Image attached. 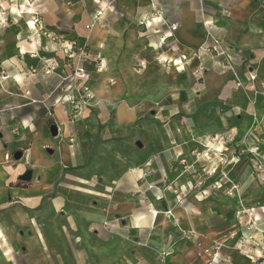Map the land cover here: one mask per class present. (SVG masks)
<instances>
[{
  "label": "crops",
  "instance_id": "0c3cea01",
  "mask_svg": "<svg viewBox=\"0 0 264 264\" xmlns=\"http://www.w3.org/2000/svg\"><path fill=\"white\" fill-rule=\"evenodd\" d=\"M252 145L264 153V0H0V264H203L228 205L214 181L260 187ZM261 198L245 206L264 230Z\"/></svg>",
  "mask_w": 264,
  "mask_h": 264
},
{
  "label": "built area",
  "instance_id": "2783aa9c",
  "mask_svg": "<svg viewBox=\"0 0 264 264\" xmlns=\"http://www.w3.org/2000/svg\"><path fill=\"white\" fill-rule=\"evenodd\" d=\"M103 10L98 9L95 13V18H98L102 15ZM35 26H33L34 28ZM206 32L209 34L208 45L205 50L216 56L221 57L224 60L225 65L231 71V75L235 81L236 87L240 89H244L245 86L251 84L256 80L255 74H248L245 79H243L234 69L233 64L231 62V56L222 44V42L217 39L215 36L211 35V26H204ZM177 26L172 24L170 26L171 33L176 30ZM77 44L75 42H70L69 46L65 50L66 58L71 59L73 56H76L74 52V48H76ZM79 57H88V53L85 52L82 48H79L78 51ZM48 73V72H47ZM71 77L76 80H85L87 79V73L81 68H74ZM5 78V77H4ZM80 93V91H77ZM66 102L73 106L74 108H78L81 106H85L87 101L83 98L82 95L69 96ZM245 153L251 156L252 161L254 163L255 172L259 179V182L264 188V153L260 149L259 145H252L250 147H246L244 150ZM184 163V161H181ZM215 169L211 170L209 174H213ZM226 179V176H224ZM229 184L227 191L228 196L232 197L234 195V191H237V185L226 179ZM221 185L216 184L213 187H220ZM237 204L241 207L240 218L238 221L237 227L228 231L221 236H218L214 240L211 241L209 246L203 248L199 254V258L203 262V264H226L227 258L221 257L222 251L224 249H231L238 252L241 256L247 259V262L244 264H264V230L259 229L258 222L259 218L255 214V209L253 207L243 206L241 201H238ZM258 209L261 205L257 204ZM169 213V212H168ZM247 231H255L257 234L253 235H244L241 230ZM166 253L161 254V264H165L164 258Z\"/></svg>",
  "mask_w": 264,
  "mask_h": 264
},
{
  "label": "rangeland",
  "instance_id": "374dc122",
  "mask_svg": "<svg viewBox=\"0 0 264 264\" xmlns=\"http://www.w3.org/2000/svg\"><path fill=\"white\" fill-rule=\"evenodd\" d=\"M204 29H205V27H204ZM226 68L228 69L227 66H226ZM230 73H231V71H230ZM140 138H141L139 140L140 143H144L145 138L142 137V136ZM206 144L208 145V143H206ZM224 176H226V179L227 180L235 183L237 185V187H238L237 179L235 177V171L230 172L229 175L228 174L221 175V177L219 178V180L216 181V182L214 181V183H213V186L216 185V184L221 185L220 187H216V188L213 187L214 189H216V190H220L222 188L225 189L224 191H221L220 190V191L217 192V196H218L219 199H221V201H214V202H216V204H218V205H227L228 204L227 206L219 207V210L220 211H223V212H222V214L219 212L218 215H222L224 217V219H222V221L220 219V221L222 222L221 223V228H224L226 230H224V229L220 230L219 231L220 233L217 234L218 236H221L222 234H225L228 231L230 232V230L233 229V227L232 228H229L231 226V221L230 220L232 218L234 219L235 217L237 218L238 215H240L239 214V211L241 210V207H239V205L237 204L238 201H241V204L243 206H245V205H251L252 206V205H254V203H255L256 200H258V199L261 198L260 196H263L264 195L263 193L261 195V192H260L261 191L260 188H262L263 190H264V188L261 185V183L257 180L258 181V185L260 186L257 189H255L253 187H249L247 189V192H244L243 189L240 187V188H237V191H234V195L232 197H230V196H228L227 191H226L228 189V187H225V186L228 185V182L226 181V179L224 178ZM238 198H239V200H238ZM222 200H224L226 202H223ZM261 201H263L262 198H261ZM224 213H226L227 215L224 214ZM262 228H264V224L262 225Z\"/></svg>",
  "mask_w": 264,
  "mask_h": 264
},
{
  "label": "water",
  "instance_id": "95a60500",
  "mask_svg": "<svg viewBox=\"0 0 264 264\" xmlns=\"http://www.w3.org/2000/svg\"><path fill=\"white\" fill-rule=\"evenodd\" d=\"M20 157H21V154H20V153H17V154L14 155V159H15V160H19ZM30 177H31V171L28 170V171H26V172L24 173V175H22V176L20 177V180L28 181V180L30 179Z\"/></svg>",
  "mask_w": 264,
  "mask_h": 264
}]
</instances>
